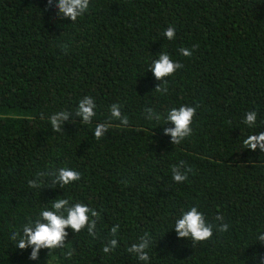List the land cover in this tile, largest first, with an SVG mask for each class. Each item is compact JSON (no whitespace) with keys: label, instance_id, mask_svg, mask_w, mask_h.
Segmentation results:
<instances>
[{"label":"trees","instance_id":"trees-1","mask_svg":"<svg viewBox=\"0 0 264 264\" xmlns=\"http://www.w3.org/2000/svg\"><path fill=\"white\" fill-rule=\"evenodd\" d=\"M57 13L47 0H0V264H259L264 152L243 140L264 131V0H90L75 22ZM169 26L173 40L163 35ZM160 52L183 65L166 78L167 94L155 92L163 82L149 70ZM85 96L97 105L88 124L75 116ZM112 104L127 126L111 119ZM182 105L197 109L192 134L172 145L165 117ZM145 107L161 119H146ZM60 111L73 122L54 132L50 117ZM248 111L257 112L252 127ZM181 161L192 171L177 183L171 169ZM62 167L81 179L54 184ZM33 179L42 186L29 187ZM58 198L99 213L95 238L66 229L65 248L32 261L10 234ZM191 207L213 223L211 239L177 237L175 222ZM220 223L228 231H216ZM117 224L119 247L105 254ZM144 233L147 262L127 251Z\"/></svg>","mask_w":264,"mask_h":264},{"label":"clouds","instance_id":"clouds-1","mask_svg":"<svg viewBox=\"0 0 264 264\" xmlns=\"http://www.w3.org/2000/svg\"><path fill=\"white\" fill-rule=\"evenodd\" d=\"M48 8L55 7L58 9V16L63 19H70L75 22L78 17L85 14L90 6V0H58V3L54 4V0H47ZM176 28L175 26H169L163 33L168 40L175 39ZM66 48L67 45H64ZM198 47V46H194ZM191 49L181 47L179 52L184 57H191ZM158 58L153 60L149 70L154 74L157 81H162L155 88V92L161 94H167L168 89L164 87L166 78L173 75L177 69L182 68L183 65L177 61H174L167 52H160ZM148 70V71H149ZM97 105L94 98L91 96H85L79 101L78 108L75 112V116L81 118L85 124L91 123L93 117L96 115L95 109ZM111 119L120 121V124L127 126L129 119L126 115H122L121 105L112 104L109 107ZM145 118L148 120L159 121L161 115L157 113L153 108L145 107ZM196 107L182 105L179 108L170 109L165 117L166 124L172 125L164 129V135L171 137L172 145H179L181 142L192 134V122L196 116ZM72 116L67 111H60L53 114L50 117L51 128L54 132H60L63 129L65 122L70 121ZM257 112L248 111L245 114L243 123L252 127L256 124ZM165 124V125H166ZM111 127L110 121L98 123L95 127L94 136L96 139L102 138V136ZM64 130V129H63ZM245 149L252 151L259 150L264 152V131H260L255 134H250L243 140ZM173 180L177 183H182L188 179V173L192 171L191 168L185 167L184 162L174 165L171 169ZM44 173H37V179H40ZM53 176L52 182L59 184L61 187L69 185L75 181L81 179L80 172L68 167H62L57 172L51 174ZM37 179L29 181V187L40 188L41 183L37 182ZM100 219L99 213L83 203L70 204L67 199L58 198L53 201L51 210L45 208L39 213V216L33 221L31 219L25 223L20 230H14L10 234V241L14 242V246L20 250H26L31 248L29 259L36 261L39 259V253L42 249L51 250L63 249L68 245L66 238L68 232L66 229H71L73 233H79L83 229L87 228V232L90 236L95 238L97 222ZM217 221H223L224 217L218 215L215 218ZM216 231L226 232L228 231V225L220 223L215 225ZM213 223L206 220L204 214L198 210L197 207H191L189 210L182 212L180 218L175 222L174 230L177 237L180 239H191L193 242H204L212 238L213 236ZM119 232V225H115L111 228L112 238L109 239L106 245L103 247V252L109 254L119 247L117 235ZM260 242H264V233L258 236ZM151 237L150 234L144 233L139 242L133 243L128 249V253L133 254L139 261L147 262L150 257L148 249L150 247ZM74 254L73 250H68L65 255L67 258H71ZM254 260H259V264H264V259L260 258L259 254L253 257ZM244 264V262H241Z\"/></svg>","mask_w":264,"mask_h":264}]
</instances>
